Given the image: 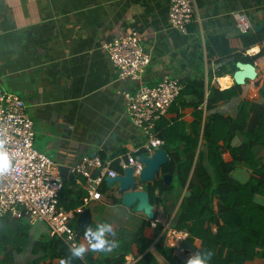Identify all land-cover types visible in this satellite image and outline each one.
<instances>
[{
    "label": "crops",
    "instance_id": "crops-1",
    "mask_svg": "<svg viewBox=\"0 0 264 264\" xmlns=\"http://www.w3.org/2000/svg\"><path fill=\"white\" fill-rule=\"evenodd\" d=\"M171 3L172 0H0V84L25 101L35 124V146H38L35 148L59 166L77 165L86 155H99L106 160L126 154L139 155L145 149L147 137L131 121L125 93L136 91L141 84L154 85L164 76L179 79L184 84L181 96L168 115L158 122L156 131L164 141L161 148L169 160L170 153L181 160L193 156L186 186L181 187L172 174L171 185L175 189L161 196L153 220L138 212L136 206H124L118 187L109 188L106 183L101 186V199L85 207L91 209L93 223L110 222L114 232L124 230L134 237L142 231L150 242L143 255L152 256L151 264H172L164 253H169L163 242L164 229L166 226L176 228L179 207L189 194L188 186L201 158H205L203 162L208 166L205 133L211 117L237 119L245 101L264 102L260 93L264 74L260 73L259 85L248 81L241 86L242 92L237 89L238 94L229 100L208 106L213 89L237 86L233 74L237 67L232 60L225 59L228 63L220 67L210 56L211 38H233L239 34L233 16L237 11H244L254 27L262 25L260 31H263L264 0H195L193 22L187 34L171 27ZM132 32L141 36L151 63L141 81H122L105 45ZM230 65L234 66L233 73L226 72ZM198 79L205 83L202 99L185 91L191 81ZM214 122V136L219 138V145L224 146L226 130L220 131V122ZM220 134L223 135L220 137ZM245 141V135L237 131L230 142L238 148ZM255 156L259 164L264 165V148L258 147ZM223 158L227 163L233 161L229 150L224 151ZM59 173L64 179L61 207L77 211L84 206L87 182L71 170L60 169ZM231 177L246 183L252 177V169L238 163ZM161 178L159 176L158 180ZM153 184L145 188L149 190ZM159 196V191H155V199ZM257 201L264 202V197L258 195ZM220 216L229 229H239L237 214ZM8 220L13 222L12 218ZM29 225L31 229L34 226ZM216 230L214 226V233ZM1 239L2 232L0 264L7 262L8 255L14 264H33L40 257L33 253V248L30 251L29 244L17 251L19 244ZM185 243L193 245L192 254H197L195 249L203 245L200 238L191 234ZM133 248H138L137 243ZM100 254L96 252L95 256ZM173 255L178 256L176 249ZM128 256L134 254L129 253L126 258ZM135 258L134 264H137L139 258ZM242 264H264V258L257 257Z\"/></svg>",
    "mask_w": 264,
    "mask_h": 264
},
{
    "label": "trees",
    "instance_id": "trees-1",
    "mask_svg": "<svg viewBox=\"0 0 264 264\" xmlns=\"http://www.w3.org/2000/svg\"><path fill=\"white\" fill-rule=\"evenodd\" d=\"M263 41L264 30L238 34L233 38L217 36L211 38L208 51L210 56L216 59V63L231 59L235 66L239 61L254 62V57L245 56L244 52ZM237 89L242 92L241 86L238 85L226 90L213 89L208 106L213 107L229 100L238 94ZM188 90L202 99L205 95V83L202 79L191 81L186 86L185 91ZM260 93L264 97V79ZM216 120L220 122L219 130H226L225 135L222 134L225 137L224 146H220L219 138L214 136V121ZM237 131L245 135L246 141L240 147L234 148L230 141ZM222 135L220 134V137ZM205 137L209 150L208 166L203 162L205 158L204 160L201 158L189 183V194L183 198L179 207L175 226L178 229H187L192 236L203 241L202 247L195 249V252L198 254L210 251L212 256L209 264H242L257 257L264 258V202L257 201L258 195L264 197V165H260L255 156V150L258 147L264 148V102L245 101L240 107L237 119L221 115L211 117ZM225 150H229L232 154L231 163H227L223 158ZM141 153H146V151L142 150ZM169 155L170 160L163 167L162 172L163 174H175L181 187H185L194 158L190 156L186 160H181L172 153ZM101 158L106 160L105 157ZM238 163H244L252 169V177L246 183H241L231 177ZM114 167L118 172H123V168L118 163H115ZM174 189L173 185L164 184L162 178L157 180L149 186L153 203L155 191H159V200L162 201L161 196L170 194ZM223 213L237 214L240 219L239 229L235 231L229 229L220 216ZM6 218H12L13 224L21 220L11 216L3 217V219ZM96 225L93 223V227ZM214 226L217 227L215 233ZM72 227L79 234V244H87L84 239L85 229L79 227L77 223ZM157 228L161 230L162 226L158 224ZM2 230L3 227L0 225V234ZM28 230H31L30 225ZM21 234L27 238L30 236L29 231H22ZM112 236L117 242V247L112 252H100L99 256H95L96 252L89 251L84 257L79 258L71 257L70 246L61 238L51 237L48 241L39 238L33 244V253L40 257L33 264H61L62 260H66L68 264H124L129 253L139 258L137 264H151L152 256L149 253L143 255L144 249L150 245V242L143 237L142 231L132 237L131 233L118 230ZM10 242L12 243L11 240ZM134 243L138 245L136 250L133 248ZM25 248L24 244L19 243L15 250L22 251ZM168 252L164 251L170 262L177 264L173 249L169 248ZM6 263L14 264L10 255L7 256ZM6 263L1 262V264Z\"/></svg>",
    "mask_w": 264,
    "mask_h": 264
},
{
    "label": "built area",
    "instance_id": "built-area-1",
    "mask_svg": "<svg viewBox=\"0 0 264 264\" xmlns=\"http://www.w3.org/2000/svg\"><path fill=\"white\" fill-rule=\"evenodd\" d=\"M194 12L195 0H172L169 12L171 27L187 34ZM233 16L239 34H249L255 30L244 11H237ZM105 48L120 80H142L143 73L151 63V56L145 52L142 38L137 32L116 37ZM263 52L264 41L244 52L245 56L254 57L253 63L259 75L264 74ZM183 90L184 84L179 79L164 76L154 85L141 84L136 91L125 93L131 121L147 137L146 154L164 145L157 135V124L168 115ZM0 140L6 141L4 147L11 156L10 173L0 175V217L26 218L31 225L44 224L50 237L61 238L70 248L79 244V234L72 227V222L93 200L101 199V186L106 183V178L120 173L114 164L118 163L123 170L133 167L135 176H139L144 167L138 160L140 154H126L108 160H103L99 155H86L80 163L71 166V171L87 182L84 206L77 211H69L60 204L64 179L59 173L58 163L35 148V124L27 112L25 101L18 94L5 90L1 84ZM189 238L187 229L173 226L164 229L163 242L167 248L178 250ZM135 262L134 256H128L124 264Z\"/></svg>",
    "mask_w": 264,
    "mask_h": 264
},
{
    "label": "water",
    "instance_id": "water-1",
    "mask_svg": "<svg viewBox=\"0 0 264 264\" xmlns=\"http://www.w3.org/2000/svg\"><path fill=\"white\" fill-rule=\"evenodd\" d=\"M263 28L262 25L255 27V32L260 31ZM229 60H225L219 63L218 66H223L228 63ZM237 70L234 74V81L238 86H244L248 81L257 82L259 85L261 80L259 78V70L253 62L239 61L236 63ZM138 160L144 165L142 172L139 176L134 175L133 167L129 166L120 172L115 177H107L106 183L110 188L113 185L118 187V194L122 199V203L127 208L136 206L138 212H143L150 220L155 219L156 206L159 204V199H155L153 204L151 199V193L145 188L151 183H155L159 176H162L164 184L171 185L173 182L172 174H163L162 169L168 163L169 156L161 148L150 154H140ZM71 170L70 166H59V170ZM76 223L79 227L86 229L87 227H93V216L90 208H86L80 213L76 219ZM48 233V228L41 223H38L30 230V242L29 249L32 251L33 244L41 234ZM188 243H184L177 250V264H186L192 254L193 247L188 246Z\"/></svg>",
    "mask_w": 264,
    "mask_h": 264
},
{
    "label": "clouds",
    "instance_id": "clouds-1",
    "mask_svg": "<svg viewBox=\"0 0 264 264\" xmlns=\"http://www.w3.org/2000/svg\"><path fill=\"white\" fill-rule=\"evenodd\" d=\"M5 140H0V175H6L10 172L9 161L11 159L9 151L4 147ZM158 143V142H154ZM97 194V198H98ZM114 234L113 225L110 222H102L95 227H87L84 232V239L87 244L80 243L73 245L70 249L71 257H84L89 251L93 252H112L117 247V242L111 239ZM212 253L199 252L194 256H190L187 260V264H209ZM61 264H68L66 260H62Z\"/></svg>",
    "mask_w": 264,
    "mask_h": 264
},
{
    "label": "rangeland",
    "instance_id": "rangeland-1",
    "mask_svg": "<svg viewBox=\"0 0 264 264\" xmlns=\"http://www.w3.org/2000/svg\"><path fill=\"white\" fill-rule=\"evenodd\" d=\"M234 67V66H233ZM233 67L227 66L226 67V72L228 73H233L235 70ZM235 74V73H233ZM36 148L38 147L37 145L35 146ZM76 222H72V225H75ZM0 225L3 227L2 230V241H6L7 239H10L12 243L14 244H24L26 247V244L28 245L30 242V237L27 238L21 234L22 231L30 233V230H28L29 227V221L28 219L24 218L22 220H18L16 224H13L12 221L3 218H0ZM51 237L49 233L42 234L40 237V240L48 241L50 240ZM14 244V245H15Z\"/></svg>",
    "mask_w": 264,
    "mask_h": 264
}]
</instances>
